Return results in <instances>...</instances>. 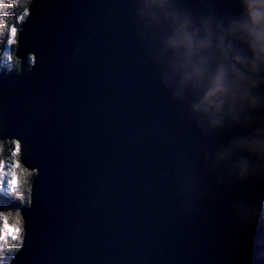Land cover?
Masks as SVG:
<instances>
[{"label":"water","instance_id":"95a60500","mask_svg":"<svg viewBox=\"0 0 264 264\" xmlns=\"http://www.w3.org/2000/svg\"><path fill=\"white\" fill-rule=\"evenodd\" d=\"M17 41L19 73H0V142L16 141L36 177L11 264H264V221L238 224L237 187L202 165L195 190L177 183L197 135L158 82L136 0H32ZM246 195L258 206L264 188Z\"/></svg>","mask_w":264,"mask_h":264},{"label":"clouds","instance_id":"9594fccd","mask_svg":"<svg viewBox=\"0 0 264 264\" xmlns=\"http://www.w3.org/2000/svg\"><path fill=\"white\" fill-rule=\"evenodd\" d=\"M240 7L217 17L178 8L176 0H136L158 82L178 123L197 135L195 159L181 151L175 161L177 183L195 190L202 165L218 183L237 187L232 212L243 227L264 221V200L257 206L246 195L264 188V0H240Z\"/></svg>","mask_w":264,"mask_h":264},{"label":"trees","instance_id":"16d2710c","mask_svg":"<svg viewBox=\"0 0 264 264\" xmlns=\"http://www.w3.org/2000/svg\"><path fill=\"white\" fill-rule=\"evenodd\" d=\"M31 2L32 0H0V72L15 75L19 73L21 63L15 56L18 32L26 21ZM13 27L16 29L14 34L11 32ZM8 51L11 52V63L7 66L3 64V60ZM32 63L33 57H30L28 70ZM3 163L19 166L15 177L16 187L11 189L5 186L3 190L0 189V264H10L22 245L23 223L20 210L30 203L32 183L36 174L25 170L21 165L19 146L15 141L0 142V164ZM8 228L18 231V236L8 238Z\"/></svg>","mask_w":264,"mask_h":264},{"label":"rangeland","instance_id":"374dc122","mask_svg":"<svg viewBox=\"0 0 264 264\" xmlns=\"http://www.w3.org/2000/svg\"><path fill=\"white\" fill-rule=\"evenodd\" d=\"M10 60H11V52L8 51L5 53L4 56V60H3V64L10 65ZM17 168V169H16ZM19 166L17 164L12 163V165L9 164H0V177H2V181H0V189L3 190V188H5V186H9L8 181L13 179L12 173H15V169H16V173L14 176V186H9V188L13 189L14 187H16L17 184V179L15 178L17 175V170H18ZM19 232L15 231L13 228H8L7 229V237L8 238H16L18 236ZM15 258V256H14ZM14 258L11 260L10 264L12 263V261L14 260Z\"/></svg>","mask_w":264,"mask_h":264},{"label":"snow or ice","instance_id":"6c2138e0","mask_svg":"<svg viewBox=\"0 0 264 264\" xmlns=\"http://www.w3.org/2000/svg\"><path fill=\"white\" fill-rule=\"evenodd\" d=\"M15 31H16V29H15V27H13L11 29V32L14 34ZM12 176H13V179L8 181L9 186H14V176H15V173H12ZM0 181H2V177H0ZM0 231H2V229H0ZM4 238H6V234H5V237Z\"/></svg>","mask_w":264,"mask_h":264}]
</instances>
